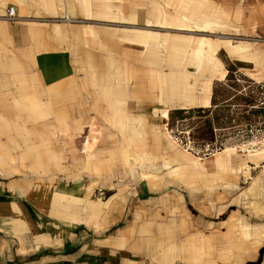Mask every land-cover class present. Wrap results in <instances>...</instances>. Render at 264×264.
<instances>
[{"label":"crops","instance_id":"0c3cea01","mask_svg":"<svg viewBox=\"0 0 264 264\" xmlns=\"http://www.w3.org/2000/svg\"><path fill=\"white\" fill-rule=\"evenodd\" d=\"M261 36L264 0H0V264L257 262L264 227H198L161 190L229 176L166 159L163 121L212 107L230 64L264 84ZM263 182L240 209L264 214Z\"/></svg>","mask_w":264,"mask_h":264},{"label":"rangeland","instance_id":"374dc122","mask_svg":"<svg viewBox=\"0 0 264 264\" xmlns=\"http://www.w3.org/2000/svg\"><path fill=\"white\" fill-rule=\"evenodd\" d=\"M244 39L247 40V37ZM260 40L264 42V37L261 36ZM229 66L231 71L228 80L215 86L218 104L211 107L209 114L215 126L213 145H221L223 149L216 148V151L214 149L211 152L208 148L201 149L202 143L194 136L199 125L198 118L177 119L171 116V111L163 125L167 137L175 141L172 147L167 146L165 149L166 159L175 161L174 165H178L180 151L182 156L187 155L192 160L214 161L218 166L227 160L232 161L234 167L229 168L228 177L222 173L221 167L214 168L211 176L206 174V179L203 169L198 168V175L200 172L203 175L197 181L199 188L204 187L206 182L207 189L197 193L189 190L187 185L175 184L171 178L174 175L173 169H170L161 191L166 204L168 200L177 202L178 199L187 202L198 220V227L201 222H205L204 227H233L234 224L264 227V214H260L258 208L240 209L238 206L243 193L253 185L255 176L262 175L264 181V84L253 82L234 72L232 64ZM211 145L205 144L209 148ZM206 197L211 204L212 214L204 218L200 209ZM232 216L233 221L229 224H233L228 226Z\"/></svg>","mask_w":264,"mask_h":264},{"label":"trees","instance_id":"16d2710c","mask_svg":"<svg viewBox=\"0 0 264 264\" xmlns=\"http://www.w3.org/2000/svg\"><path fill=\"white\" fill-rule=\"evenodd\" d=\"M216 103V89H214V96H213V105H217ZM211 107L208 108H196V109H180L174 110L171 113L172 117H176L177 119H184V118H198V127L196 129V134L194 135L198 142H201V149H207L208 151H216V148H220L219 150L223 149L221 145H213L215 143V126L212 122L210 114ZM205 144L211 145L210 148L205 146ZM217 150V151H219ZM264 255V247L260 250V258L257 262L248 263V264H260Z\"/></svg>","mask_w":264,"mask_h":264},{"label":"built area","instance_id":"2783aa9c","mask_svg":"<svg viewBox=\"0 0 264 264\" xmlns=\"http://www.w3.org/2000/svg\"><path fill=\"white\" fill-rule=\"evenodd\" d=\"M5 19L9 20V21H14L16 20L17 18V11H16V8L15 6H10L7 11H6V14L4 16ZM64 21L66 22H69V23H75L77 21L71 19L70 17H66L64 19ZM80 24L82 25L83 28H91V23H86V22H80ZM101 194H103L102 191H100Z\"/></svg>","mask_w":264,"mask_h":264}]
</instances>
